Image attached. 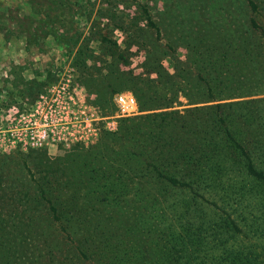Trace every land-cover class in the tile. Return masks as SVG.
<instances>
[{
  "label": "trees",
  "instance_id": "trees-1",
  "mask_svg": "<svg viewBox=\"0 0 264 264\" xmlns=\"http://www.w3.org/2000/svg\"><path fill=\"white\" fill-rule=\"evenodd\" d=\"M247 2L119 87L145 113L39 158L31 188L0 171V264H264V5Z\"/></svg>",
  "mask_w": 264,
  "mask_h": 264
},
{
  "label": "rangeland",
  "instance_id": "rangeland-1",
  "mask_svg": "<svg viewBox=\"0 0 264 264\" xmlns=\"http://www.w3.org/2000/svg\"><path fill=\"white\" fill-rule=\"evenodd\" d=\"M0 9V171L30 188L39 158L92 146L120 117L145 113L131 90H118L132 75L146 76L147 60L164 44L218 13L254 15L247 0H85L71 12L42 0H0ZM80 48L93 54L85 65L76 60ZM120 52L128 64H118ZM121 97H133L134 107Z\"/></svg>",
  "mask_w": 264,
  "mask_h": 264
},
{
  "label": "built area",
  "instance_id": "built-area-1",
  "mask_svg": "<svg viewBox=\"0 0 264 264\" xmlns=\"http://www.w3.org/2000/svg\"><path fill=\"white\" fill-rule=\"evenodd\" d=\"M121 99H122L123 101L126 102V104L128 105V107H129L130 105H134V104H135V100H134L133 97H130V98H128V99H124V97H121Z\"/></svg>",
  "mask_w": 264,
  "mask_h": 264
},
{
  "label": "bare ground",
  "instance_id": "bare-ground-1",
  "mask_svg": "<svg viewBox=\"0 0 264 264\" xmlns=\"http://www.w3.org/2000/svg\"><path fill=\"white\" fill-rule=\"evenodd\" d=\"M130 107H134V105H130Z\"/></svg>",
  "mask_w": 264,
  "mask_h": 264
}]
</instances>
